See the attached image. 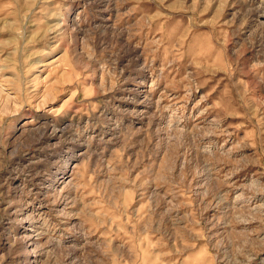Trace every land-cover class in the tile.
Returning a JSON list of instances; mask_svg holds the SVG:
<instances>
[{
    "label": "rangeland",
    "instance_id": "obj_1",
    "mask_svg": "<svg viewBox=\"0 0 264 264\" xmlns=\"http://www.w3.org/2000/svg\"><path fill=\"white\" fill-rule=\"evenodd\" d=\"M0 264H264V0H0Z\"/></svg>",
    "mask_w": 264,
    "mask_h": 264
}]
</instances>
